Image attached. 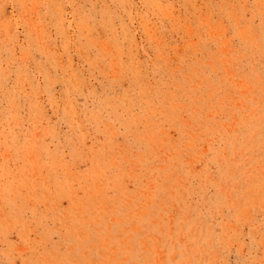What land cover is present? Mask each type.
<instances>
[{
	"label": "rangeland",
	"instance_id": "374dc122",
	"mask_svg": "<svg viewBox=\"0 0 264 264\" xmlns=\"http://www.w3.org/2000/svg\"><path fill=\"white\" fill-rule=\"evenodd\" d=\"M0 264H264V0H0Z\"/></svg>",
	"mask_w": 264,
	"mask_h": 264
}]
</instances>
